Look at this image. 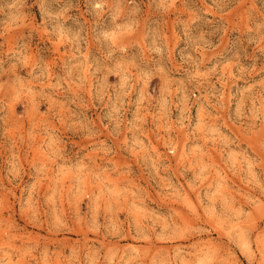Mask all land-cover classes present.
Instances as JSON below:
<instances>
[{
  "label": "rangeland",
  "instance_id": "rangeland-1",
  "mask_svg": "<svg viewBox=\"0 0 264 264\" xmlns=\"http://www.w3.org/2000/svg\"><path fill=\"white\" fill-rule=\"evenodd\" d=\"M0 264H264V0H0Z\"/></svg>",
  "mask_w": 264,
  "mask_h": 264
}]
</instances>
